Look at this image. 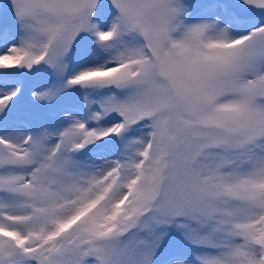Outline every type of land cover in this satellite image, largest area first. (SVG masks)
<instances>
[{
  "label": "snow or ice",
  "instance_id": "obj_1",
  "mask_svg": "<svg viewBox=\"0 0 264 264\" xmlns=\"http://www.w3.org/2000/svg\"><path fill=\"white\" fill-rule=\"evenodd\" d=\"M0 264H264V0H0Z\"/></svg>",
  "mask_w": 264,
  "mask_h": 264
},
{
  "label": "rangeland",
  "instance_id": "obj_2",
  "mask_svg": "<svg viewBox=\"0 0 264 264\" xmlns=\"http://www.w3.org/2000/svg\"><path fill=\"white\" fill-rule=\"evenodd\" d=\"M45 82L46 76L43 72L34 73L25 80V93L22 98V104L25 107H30L32 105L31 91L42 86Z\"/></svg>",
  "mask_w": 264,
  "mask_h": 264
}]
</instances>
